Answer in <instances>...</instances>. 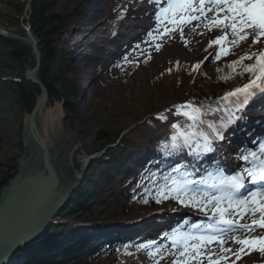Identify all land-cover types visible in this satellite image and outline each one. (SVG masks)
Listing matches in <instances>:
<instances>
[{
    "label": "rangeland",
    "instance_id": "1",
    "mask_svg": "<svg viewBox=\"0 0 264 264\" xmlns=\"http://www.w3.org/2000/svg\"><path fill=\"white\" fill-rule=\"evenodd\" d=\"M8 1H15L17 2L16 4L19 2H27V0H0V32L7 34V39H11L12 41H24V44L27 46L26 48L28 49L30 47L32 49L29 31L25 30V36L27 38L24 39L26 41L14 38L17 37V32L21 33L22 31L8 21L11 14H16L8 6ZM161 2L165 3V0H161ZM110 3L111 1L109 0H64L63 3L57 6V12L62 13L67 18L70 26L64 30L65 33L61 36L60 44L62 45L57 46L55 50L54 57L56 63L51 67V74L53 78L56 77V81L59 83L58 87L62 93L61 95L70 103L69 106L73 105L74 114L66 113L62 101H56L52 105L47 102L39 114V125L50 151L52 153H58L64 144L67 147V164L71 167L73 174L75 173L79 177H85V175L93 176L92 179L95 181H99V178H102L104 171L108 169L106 164L111 163L109 157H112L107 155L108 161L92 159L97 156L94 155L96 154L94 152L97 151L99 146L95 141V136L100 135L97 132L101 130H112L111 132H114L122 126L128 125L132 127L136 123L139 126L134 131L128 132L129 137L127 138H130L142 129L141 125L142 127L147 126L146 123H142L150 114V107L145 106V103L149 99H146L149 96L157 97L158 94H161V92L156 94L158 91H163V88H171L167 85L177 80L165 77L162 73L158 72V68L169 66V61L172 58L186 64L197 60H203L206 63L210 62V59L204 56V46L216 34V30L207 31L202 23L197 28L199 31L198 40L188 39L187 33L183 34L182 37L179 29L167 35H162L155 41H151L152 37L148 34L139 39V44L137 41L136 44L127 45H130L127 50L131 52L125 57L122 65H111L110 62L108 64L107 61H102L105 50H95L97 55L95 54L93 56L90 54L83 56L84 59L79 58L77 60L79 67L87 71L85 78L79 82V79L75 78L72 73H65L67 66L72 63L70 60L72 58L75 60L76 57V52H74L76 47L72 46V37L76 29L71 30V28L79 23L80 25L83 23L88 25L89 20L96 17L99 20L108 19L106 20V23H108L110 20L106 15H109V12H111ZM138 6H140V3L137 0H132L130 8L128 9H132V11L130 13L128 12V15H132ZM74 12H77L79 16H74ZM90 12H92L91 18L87 15ZM28 17L25 12L23 17L25 22L26 19H29ZM139 21L146 23L144 19H136L133 22L137 23ZM128 24L131 23L125 21L124 27ZM153 25L154 22L147 26L152 27ZM152 35L154 36L155 34L153 33ZM250 41L241 44L239 47L232 48L234 52L231 55L238 54ZM157 45H159L158 50ZM93 47L89 45V48H91L89 50H93ZM14 49V43H6L2 39V36H0V173L7 172V165L10 163H16L18 166L19 161L31 156L34 147V144L32 145L31 143V140L34 139L33 134L29 128L30 115L26 113L20 114L18 111L19 107L15 104L14 91L17 90V85L11 83V81H3L2 77L9 76L13 79V76L17 75L23 78L26 70L31 67V63L35 64V55L25 49L26 54L17 62L13 58ZM117 56L115 55V57ZM141 62L142 65L146 63L145 69H142ZM96 64H99L100 67L102 65V71H96L98 70ZM165 67H162V69ZM189 71L193 72L192 69H189ZM26 81L33 83L27 78ZM132 119L135 120L126 124L127 121ZM156 131L158 130L148 128V131H146L150 133L148 143L151 142ZM122 139H124V136ZM119 144H121L120 141H118L117 145ZM114 150L121 160L129 153V151H121L119 146L112 151ZM71 159L73 161L76 160V162L78 161L79 164L77 167H72ZM100 161H105L106 164L104 165ZM87 190H91L89 185H87L81 196H84ZM92 206L97 209L106 206L111 208L114 205L108 193H103L97 199L94 198L90 201V207ZM99 222L101 223L103 221ZM192 223L189 224L188 228H179L177 231L187 232L191 230ZM79 228V231L86 232V227L80 226ZM255 234H259V230ZM164 242V240L161 241V243ZM170 243L171 240L169 238L163 245L164 247L170 248ZM213 247L218 248V245H213ZM225 247H232L235 250L240 245L229 243ZM26 248L30 252L34 247L28 246ZM163 256L165 258L160 259V264H172L171 256L168 254ZM133 257H135V253H130L128 258L121 262H115L104 257L98 258L91 264H136ZM149 260H152V258L149 257ZM235 260L237 259L233 255L229 264ZM241 261L244 263L248 262L249 264H264V258L256 252L247 255L241 254ZM141 263L154 264V262L150 263L144 260Z\"/></svg>",
    "mask_w": 264,
    "mask_h": 264
},
{
    "label": "snow or ice",
    "instance_id": "2",
    "mask_svg": "<svg viewBox=\"0 0 264 264\" xmlns=\"http://www.w3.org/2000/svg\"><path fill=\"white\" fill-rule=\"evenodd\" d=\"M154 2L159 5L161 0ZM155 18L157 31L163 29L161 35L179 29L183 37V27L192 24L193 21L198 22L196 27L202 23L207 31H219L220 35L209 43V47L219 46V51L215 52L216 59L222 55H230L232 48L251 40L249 48L256 50H250L239 56L229 65L235 75H247L248 82L226 93L222 99L229 100L242 96L243 99L239 103L243 104L257 90L264 92V48H256L257 45L264 44V0H165V5L160 6L155 13ZM149 36L156 38L151 32ZM158 49L159 45H157ZM199 66L197 64L195 68L198 69ZM186 108L191 109V112L183 110ZM177 111L193 122L189 125L191 129L203 123L200 120V109L191 104L177 106ZM158 118L165 119L163 116ZM172 127L177 131L171 136V143L162 142L161 145V150H167V155L182 147L191 148L193 142L196 147L190 154L201 149L205 152L210 150L211 140L204 132L180 130L176 124ZM208 128L214 133L215 139H223L222 133L214 125L208 124ZM197 136L203 137V144L196 140ZM244 151L247 154L242 152L240 159L251 162L252 168L243 171L247 172L252 184L264 185V143L259 145L260 154L251 150ZM173 171L178 172L179 176L164 177L166 182L158 195L163 199H175L186 207L196 208L212 222L192 223L191 229L195 231L172 230L169 237L171 250L167 253L173 257L172 264H222V262L229 264L233 255L239 260L241 254L247 255L252 252L259 253L264 258V188L249 191L247 195L240 194L241 189L245 188V177L237 173L221 177L219 183L211 186V191H202L194 186L195 181L187 179L193 175L192 172L187 169L181 171L179 168ZM212 176L213 174L209 172L208 177ZM201 179L203 181V177ZM157 202H160L159 199ZM245 219L249 222L242 223L241 221ZM258 230L259 234H255ZM234 232H240L242 235H233L230 240L225 239L229 233ZM165 236L169 234L165 233ZM229 243L240 247L235 250L232 247H225ZM152 244L155 245V242ZM213 245H218V248ZM138 247L149 249L148 255L154 260V264H160V259L165 258L161 255L163 246L139 245ZM231 264H235V261H231Z\"/></svg>",
    "mask_w": 264,
    "mask_h": 264
},
{
    "label": "trees",
    "instance_id": "3",
    "mask_svg": "<svg viewBox=\"0 0 264 264\" xmlns=\"http://www.w3.org/2000/svg\"><path fill=\"white\" fill-rule=\"evenodd\" d=\"M28 1L29 0H27V2ZM63 1L64 0H32L30 18L26 21L31 25V31L38 39V48L42 52V61L38 73V79L43 83L48 92V103L52 105L56 101H63L66 113L74 114V107H72L73 105L69 106L70 103H68L67 100L61 95L62 93L58 87L59 83L56 81V77L53 78L51 74V67L54 63H56V59L54 57L56 52L55 50L57 49L58 43L61 40V36L65 33L64 30L70 26V22L67 20V18L63 16L62 13L57 12V6H59L60 3H63ZM27 2H19L16 4L17 2L15 1H8V6L10 9L18 14V16H16V14H11L8 18V21L17 26V28L21 29L24 34L26 32L23 29V22L21 21L24 17ZM75 15H78L77 12H74V16ZM20 23L22 24L20 25ZM4 40L6 43H14L15 49L13 51V58L18 62L19 59H21L24 54H26L25 49H27V46L24 44V41L15 42L7 38H4ZM27 50L32 53V49L30 47H28ZM31 67H34V65L31 64ZM189 68V66L174 65V67L170 68L173 69L170 74H164L165 77L177 79L175 80L176 82H173L169 85L171 88H163V91H158L156 93L158 94L161 92L158 97H163L161 100H163L165 104L170 102L169 94L172 98H176V101L192 97L197 98L201 95L210 96L212 94L214 95L218 93L221 95L229 86L234 83L233 81H235L232 79L235 77V74L232 70L227 73H220V70H218V72H214L212 75H207L202 72L196 73L195 75L189 72ZM18 77L22 78L21 76ZM11 83L17 85V90L14 91V99L15 104L19 107L18 111L20 114L26 113L30 115L42 96L41 87L38 84L28 83L26 81L25 75H23V78L18 82L16 80H12ZM164 91H167V93ZM158 97L149 96L146 99H149V101L145 103V106H149L150 111H154L158 108L160 109V99ZM179 98L182 99L178 100ZM98 133H100V135L95 136V141L99 144L98 148H104L105 144L111 141L110 136H107L109 131L101 130L97 132V134ZM190 149H192V147ZM191 156L190 153L187 156L179 154L178 158L181 160L179 162L163 160V162H161L156 169H153V171L150 169L152 162L140 164V167L143 168V170L138 173V177L142 176L148 180V183H145L144 185L142 182L138 184L137 179H134L135 176L128 180V177L130 176L129 171L126 172L124 176H121L123 181L120 179L114 181L113 178H99L100 180L97 181V187H95L97 192H93L91 189V192L90 190H87L84 196H76V200L71 201L69 203L70 205L66 206V208L61 211L62 217H71L68 214H74L76 211L77 213L83 212L89 208V201L94 198L97 199L103 193H108V196L111 198L112 202L119 203L124 201V205H121L120 210H122L121 213L126 215H136L135 213H140V209L144 207L157 209L161 205L160 203L151 202L149 198L143 197L144 191L145 193L150 192V188L156 185L154 181L150 179V176H153L154 179H159L160 174L162 173H177L173 171V169L176 168L181 169V171L187 169L189 172H198V163L191 162ZM130 159L124 158V162L121 164V169L123 167L124 171L129 169V166H131ZM111 161H114V159L111 158ZM138 168L139 167L136 169ZM17 172V164L10 163L7 165V172L4 171L0 173V195L4 187L7 186L12 179H14ZM88 177L90 178V176ZM87 183L88 182L86 181V184ZM99 183H101V185H99ZM138 189L142 190V194L137 193L139 191ZM145 200H147V203H145ZM100 206H102V204H100ZM94 210L96 209L94 208L93 211L87 209L85 211V215L89 214L91 217L94 216ZM56 229L57 228L52 226V233ZM95 243L96 241L91 240V244ZM81 245L82 247L80 248ZM108 245L109 244L103 245L101 247L104 248ZM28 246L34 248L32 251L30 250V252H28V248L21 249L19 251V255L21 257L19 264H60L63 259H66V264H83L87 262L89 260L88 258L90 257L84 252L88 249L85 244L78 243L77 245H74L73 239L68 238L67 234L56 237L54 234L48 233V235L42 237L41 240L35 242L32 245L28 244Z\"/></svg>",
    "mask_w": 264,
    "mask_h": 264
},
{
    "label": "water",
    "instance_id": "4",
    "mask_svg": "<svg viewBox=\"0 0 264 264\" xmlns=\"http://www.w3.org/2000/svg\"><path fill=\"white\" fill-rule=\"evenodd\" d=\"M33 38L36 67L27 70V78L40 85L43 96L32 111L29 122L34 138L31 140L34 144L31 156L18 162L16 176L0 195V264L5 263L24 242L43 232L68 198H72L70 194L79 183L78 176L67 164V147L63 144L58 153H52L39 125V109L46 103L48 93L43 83L36 79L41 53Z\"/></svg>",
    "mask_w": 264,
    "mask_h": 264
},
{
    "label": "bare ground",
    "instance_id": "5",
    "mask_svg": "<svg viewBox=\"0 0 264 264\" xmlns=\"http://www.w3.org/2000/svg\"><path fill=\"white\" fill-rule=\"evenodd\" d=\"M142 1H146V0H142ZM160 6H162V4H160ZM87 15L90 16V18H91L92 12L88 13ZM89 21H90L91 24H92V27H91L92 30H91V32H89V31H88V30H90V28H89V29L87 30L88 32L85 33V36L90 35L91 33H96L97 36H98V38H99V40H100V41H99L100 44H103V43H101V41H102L103 39H106V36H109V35L106 33V31L108 30V28L106 27V25H107V24H106V21H105V20H104V21H101V20L97 19V17H96V18H92V19H90ZM185 28H189V26H188V25H185ZM187 36H188V39L190 38V39H193V40H196V39L198 40L199 33H198L196 30H194V31H190V32H188ZM29 39H30V41L34 44V38L30 36ZM35 40H36V39H35ZM110 41L112 42L113 47H116V46H117V41L114 40V38H112ZM80 43H81V40L78 41V42L76 43V48H77V49H79V44H80ZM103 45H105V44H103ZM100 47H101V46L98 45V46L96 47V49L99 50ZM112 51H113V50H111L110 52H107V54H108V53H112ZM83 56H86L85 53L82 52V51L79 49L78 52L76 53L75 60H74L73 58L70 60V62H72V63L69 64V65L67 66V69H66V72H65V73H67V72H68V73H72L73 76H75V78L79 79V82L85 78V75H86V73H87V71H86L84 68L79 67V65L77 64V60H78L79 58L84 59ZM260 101H261V100H258V101L255 103V106L258 105V104H260ZM262 106H264V104H262ZM42 107H43V106H42ZM41 109H42V108H40L39 110H41ZM256 116H261V121H262V123H263V125H264V108L261 109V114H257ZM70 162L72 163V167H74V166L77 167L78 164H79L78 161L76 162V160L73 161L72 159H71ZM51 164H52V166H53L54 168L56 167L55 164H54L53 162H52ZM29 242H30V241H26V242H24V245H23L22 247L28 245ZM21 249H22V248H20V247L17 248L16 251L13 252V253L8 257L7 261H6L5 263H3V264H6L8 261H9L10 263H12V264L18 262V260H16V258H17V255L19 254V251H20Z\"/></svg>",
    "mask_w": 264,
    "mask_h": 264
}]
</instances>
